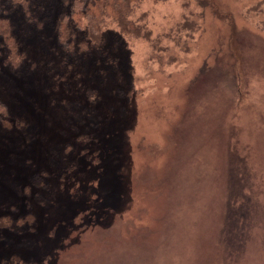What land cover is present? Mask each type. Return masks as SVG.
<instances>
[{
    "label": "rangeland",
    "instance_id": "rangeland-1",
    "mask_svg": "<svg viewBox=\"0 0 264 264\" xmlns=\"http://www.w3.org/2000/svg\"><path fill=\"white\" fill-rule=\"evenodd\" d=\"M45 5L0 67V264H264V0L135 1L88 57Z\"/></svg>",
    "mask_w": 264,
    "mask_h": 264
},
{
    "label": "trees",
    "instance_id": "trees-1",
    "mask_svg": "<svg viewBox=\"0 0 264 264\" xmlns=\"http://www.w3.org/2000/svg\"><path fill=\"white\" fill-rule=\"evenodd\" d=\"M46 0H0V67H17L26 57L21 52L22 44L12 32L13 13L16 7H24L27 2L30 11L26 14L30 20H37L41 25L45 24V17H40L42 7ZM54 2L57 11L55 13L53 39L55 40L54 51L57 54L74 51L75 55L88 57V49L91 43L99 44L103 41L102 26L107 21H113L117 27L126 33H131L132 24L128 22L134 6L132 4L141 0H47ZM35 2V5L32 3ZM50 6V7H51ZM52 9V8H51ZM27 16V17H28ZM23 19V17H21ZM25 18V17H24ZM29 19V17H28ZM26 21H28L26 19ZM9 24L11 26H9ZM83 27V31L81 28ZM63 56V55H62ZM51 62V61H50ZM52 63V62H51ZM54 82L58 85L59 78ZM3 104L0 102V115L4 113Z\"/></svg>",
    "mask_w": 264,
    "mask_h": 264
}]
</instances>
